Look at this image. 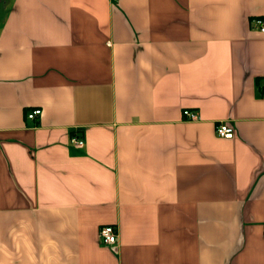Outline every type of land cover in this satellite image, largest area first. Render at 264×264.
I'll list each match as a JSON object with an SVG mask.
<instances>
[{"label": "crops", "instance_id": "crops-1", "mask_svg": "<svg viewBox=\"0 0 264 264\" xmlns=\"http://www.w3.org/2000/svg\"><path fill=\"white\" fill-rule=\"evenodd\" d=\"M257 16L264 0H0V264H264Z\"/></svg>", "mask_w": 264, "mask_h": 264}, {"label": "built area", "instance_id": "built-area-1", "mask_svg": "<svg viewBox=\"0 0 264 264\" xmlns=\"http://www.w3.org/2000/svg\"><path fill=\"white\" fill-rule=\"evenodd\" d=\"M252 24L258 28L260 31H264V22L260 16L252 18ZM263 91H264V80L261 82ZM40 109L39 108H33L28 113L27 116L29 118H33L37 114H39ZM182 115L186 119H195L198 117V113L196 110L184 108L182 110ZM215 133L224 138H232L234 135V128L232 125L228 124V122L225 121H219L214 128ZM72 142H74L77 145H81L83 143V139L79 136L73 135L70 138ZM99 240L103 244L111 245L116 242L117 240V230L116 226L113 224H105L102 225L99 228ZM262 237H264V229L262 233Z\"/></svg>", "mask_w": 264, "mask_h": 264}]
</instances>
